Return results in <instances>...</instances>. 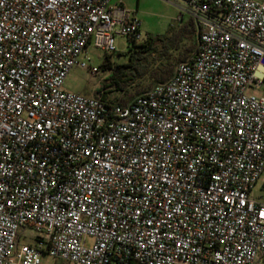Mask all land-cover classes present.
<instances>
[{"label":"built area","instance_id":"1","mask_svg":"<svg viewBox=\"0 0 264 264\" xmlns=\"http://www.w3.org/2000/svg\"><path fill=\"white\" fill-rule=\"evenodd\" d=\"M198 51L128 106L66 92L112 0H0V264H264V0H171Z\"/></svg>","mask_w":264,"mask_h":264},{"label":"rangeland","instance_id":"2","mask_svg":"<svg viewBox=\"0 0 264 264\" xmlns=\"http://www.w3.org/2000/svg\"><path fill=\"white\" fill-rule=\"evenodd\" d=\"M122 3L123 8L136 16L141 22V32L144 42L147 38H165L173 32L189 26L192 22L191 16L182 10L184 6L180 2L171 0H112V5ZM186 40L183 45L190 44ZM116 51L111 55H106L100 50L90 45L84 54V60L91 68L98 70V75L92 76L89 71L80 68H73L69 73L64 90L85 97L99 96L107 97V101L114 103L124 95V91H119L113 83L112 77L121 76L128 72L125 68L130 63L131 53L137 51L126 38H117ZM133 54V53H132ZM169 55L176 56L177 53L170 52ZM165 54L161 50V45H157L148 58L144 61L149 70L166 63ZM134 82L127 87L129 92H134L139 85L146 87L149 84L148 78L140 79L136 73ZM251 198L257 203L264 204V176L255 185L251 192ZM41 264H68L60 260L51 258L44 254Z\"/></svg>","mask_w":264,"mask_h":264},{"label":"trees","instance_id":"3","mask_svg":"<svg viewBox=\"0 0 264 264\" xmlns=\"http://www.w3.org/2000/svg\"><path fill=\"white\" fill-rule=\"evenodd\" d=\"M188 40L191 41L188 45H183V43ZM134 48L137 51L131 53L130 63L127 67L128 72L121 74V76L112 77L113 83L118 88L119 91H124L123 97L114 102L119 106H128L136 98L145 95L154 86L166 83L173 76L176 68L180 64H185L194 59L198 51V29L195 21L189 26L180 29L178 32H173L170 36L165 38H147L141 44H135ZM157 45H161V50L165 54L163 56L166 63L156 67L153 70H149L145 60L148 56L156 50ZM170 52L177 53L176 56L169 55ZM138 74V78L144 79L148 78L149 84L146 87L139 85V87L134 92H129L127 87L131 86L134 82L135 74ZM104 101H107V97L104 95L102 97ZM111 103V102H110Z\"/></svg>","mask_w":264,"mask_h":264}]
</instances>
